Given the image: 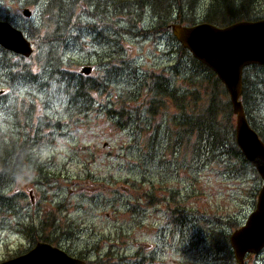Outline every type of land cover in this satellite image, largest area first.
<instances>
[{
  "label": "rangeland",
  "instance_id": "rangeland-1",
  "mask_svg": "<svg viewBox=\"0 0 264 264\" xmlns=\"http://www.w3.org/2000/svg\"><path fill=\"white\" fill-rule=\"evenodd\" d=\"M211 1L195 0L194 13L184 6L182 17L204 23ZM46 4L0 0V21L29 36L33 49L23 58L0 46V146L20 148L28 138L30 158L22 180L0 184V263L43 234L86 264H236L229 236L254 211L262 181L177 139L178 120L198 114L208 96L225 112L215 75L158 29L149 8L130 14L131 27L125 12L84 5L65 42L50 43ZM255 15L264 18V0ZM48 49L60 62L46 63ZM83 67L92 83L77 96ZM242 78L248 119L264 132V67H247ZM164 88L178 101L160 106ZM259 253L244 264H264Z\"/></svg>",
  "mask_w": 264,
  "mask_h": 264
},
{
  "label": "trees",
  "instance_id": "trees-1",
  "mask_svg": "<svg viewBox=\"0 0 264 264\" xmlns=\"http://www.w3.org/2000/svg\"><path fill=\"white\" fill-rule=\"evenodd\" d=\"M23 1L25 5L34 6L39 0ZM182 1L183 0H47L44 13L47 17V21H49V27L52 33L50 32V34L45 36V38L50 43L53 42L52 36L58 38V40H56L55 42H65V39L69 36L70 29H75L78 25L77 21L80 16L76 15V11H80L81 13V11H83L84 9V5H86L87 8H90L89 6H92L96 8L97 11L98 8H101L100 5L102 4L103 12L109 7H112L111 10L114 15H116L117 13L125 12V14L129 16L128 18L129 22L131 23V27H133L132 20H134V17H132L130 14H134V10H137L141 14L145 10V8H149L152 15L156 16L157 19L161 22H159L158 28L161 29V31L168 29L170 30V26L174 24L193 26L195 25L193 20H185L182 17L184 15H182L181 11L185 6L190 13H194L192 11L195 8V0H185L186 5L184 3L181 5ZM259 2L260 0H212L207 6L208 14L206 15V21H204V23L212 24L218 27H225L240 21H255L264 19L255 15V8L259 4ZM132 4H134V6ZM98 13L99 11L97 12V14ZM162 23L166 24L165 29H162ZM30 35V39L36 36L33 35L31 31ZM48 51H50V49H48L44 55V60L46 61V63L60 62V58H55V56L48 54ZM192 60L200 65V67L207 69V67L198 63L195 59L192 58ZM208 71H210V69ZM212 74L214 73L212 72ZM83 76L84 75L80 76L78 83H76L77 85L74 87V89L79 90L76 94L77 96H79L80 94H85L86 85L90 86V84L92 83H86V77ZM23 77L29 78V75L23 73ZM214 84L218 85V87L214 85L213 91L216 92L217 89L219 95L225 96L226 98V102L224 104L225 112L222 113L219 110V103L216 99V94L215 96H208L205 104L202 106L198 114H192L189 118L178 120L181 128V133L178 134L177 139L179 141H182V143L189 145L191 149H193L194 153L198 156L203 154L217 156L219 153V157H225V160H230L231 163L234 162L233 167L230 168L233 172H236L238 169H242L255 174L256 172L243 158L235 143L234 126L231 122V106L224 86L216 76ZM220 89L222 91V94L220 93ZM247 91L250 90L247 89ZM247 91L243 86L242 101H246ZM158 92L163 97L160 98L162 101L161 103H158L159 98H155L154 102H157L160 106L163 107L167 105L166 99L170 100V97L177 94L174 91L167 93V88H164L162 91H160L159 89ZM175 99L178 101V97H175ZM186 99L187 98L184 95L179 97L180 101H185ZM200 100L201 99L199 97H195L191 103L197 104L200 102ZM187 108L188 104L186 102L180 103V110H182L181 112H187ZM245 110L247 115L248 111L246 107ZM108 115L109 117H117V114L114 112L112 113L111 111ZM124 115L125 114H121V117H124ZM249 122L251 128L256 131L258 136L264 142V132L262 131L261 127L258 126L255 121V124L251 123L250 120ZM28 145L29 140L27 138L25 141H22L20 143V148H18V145L16 146L15 144H12L10 147L0 146V184H11L23 179V172L30 162V158L27 155V151L29 149ZM36 181H40V179ZM215 237H220V234L215 233ZM30 239H32V237H30ZM33 239L35 242L39 241L41 243L46 242L48 244H52L51 240H49V238L45 237L43 234L39 235V237H34ZM34 241H32V243H34ZM224 242L226 243V237ZM80 259L86 260L85 257H82Z\"/></svg>",
  "mask_w": 264,
  "mask_h": 264
},
{
  "label": "water",
  "instance_id": "water-1",
  "mask_svg": "<svg viewBox=\"0 0 264 264\" xmlns=\"http://www.w3.org/2000/svg\"><path fill=\"white\" fill-rule=\"evenodd\" d=\"M25 18L31 11H22ZM171 33L182 48L210 69L224 86L235 116V143L262 181L254 211L242 227L229 236V245L237 264L264 249V142L250 127L241 102L243 71L248 66H264V20L240 21L218 27L208 23L194 26L172 25ZM0 46L23 58L32 55V44L11 24L0 21ZM90 67L80 69L88 76ZM0 264H84L62 249L37 243L27 253Z\"/></svg>",
  "mask_w": 264,
  "mask_h": 264
},
{
  "label": "bare ground",
  "instance_id": "bare-ground-1",
  "mask_svg": "<svg viewBox=\"0 0 264 264\" xmlns=\"http://www.w3.org/2000/svg\"><path fill=\"white\" fill-rule=\"evenodd\" d=\"M2 47V46H1ZM258 135V134H257ZM259 137V136H258ZM259 139L262 141V139L259 137ZM263 142V141H262ZM62 251H64V250H62ZM65 252V251H64ZM67 255H69L67 252H65ZM258 254H260V253H258ZM256 255V254H255ZM76 258V257H75ZM78 260H81L82 262H84V264H86V260L84 259H80V258H77Z\"/></svg>",
  "mask_w": 264,
  "mask_h": 264
}]
</instances>
